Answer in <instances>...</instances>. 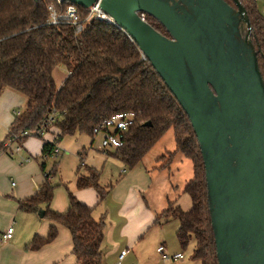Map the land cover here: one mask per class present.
Returning a JSON list of instances; mask_svg holds the SVG:
<instances>
[{
  "label": "trees",
  "instance_id": "1",
  "mask_svg": "<svg viewBox=\"0 0 264 264\" xmlns=\"http://www.w3.org/2000/svg\"><path fill=\"white\" fill-rule=\"evenodd\" d=\"M225 1L235 6L233 0ZM239 1L248 15L264 82V15L256 0ZM50 4L57 12L74 5L80 18L88 13L83 6L64 0H0V94L11 89L24 98V108L15 114L0 142V152H8L4 146L7 140L22 147L21 143L29 136L42 139L38 159L43 182L33 195L16 201L25 212L36 213L42 208V218L49 220L50 225L45 236H33L28 248L38 250L51 242L57 235V224H61L70 232L74 264H103L105 220L103 215L96 220L93 213L105 200L112 184L103 187L99 173L93 169L86 175L78 174L76 186L93 187L97 204L88 206L67 191L68 208L58 212L49 207L55 188L51 176L56 166L45 172L46 162L63 136L87 134L93 138L94 128L107 117L132 111L133 124L123 138V145L112 155L132 168L166 130L173 129L176 151L186 155L193 166L192 177L183 187L191 203L184 210L169 201L160 216L178 220L175 237L181 248L193 238L192 258L200 264H218L203 160L189 118L180 104L150 62L142 57L136 43L116 24L93 19L76 34L70 24L48 23ZM145 19L167 35L154 18L145 14ZM58 65L66 67L68 74L56 87L52 71ZM52 110L55 118L46 126ZM148 121L150 125H145ZM51 128L58 133L53 140H45L43 135ZM36 130L39 132L34 133Z\"/></svg>",
  "mask_w": 264,
  "mask_h": 264
},
{
  "label": "water",
  "instance_id": "2",
  "mask_svg": "<svg viewBox=\"0 0 264 264\" xmlns=\"http://www.w3.org/2000/svg\"><path fill=\"white\" fill-rule=\"evenodd\" d=\"M64 1L85 9L97 4L109 15L189 118L205 170L218 264H264V82L241 2Z\"/></svg>",
  "mask_w": 264,
  "mask_h": 264
},
{
  "label": "crops",
  "instance_id": "3",
  "mask_svg": "<svg viewBox=\"0 0 264 264\" xmlns=\"http://www.w3.org/2000/svg\"><path fill=\"white\" fill-rule=\"evenodd\" d=\"M23 104V96L11 89H5L0 94V142L4 140L16 111L18 112ZM57 133L56 129L51 128L43 138L51 141ZM93 142L94 138L87 134L66 135L58 142L60 152L57 156L64 151L79 157L75 171L76 178L78 174H88L89 169L95 170L100 177V173L108 164L107 157L114 156L112 152L115 149L103 150ZM21 145L20 151L13 155L6 151L0 152V264H74L75 256L71 251L70 232L61 224H57V235L51 242L38 250L28 248L34 235L47 234L50 221H42L39 211L25 212L18 207L16 199L33 195L44 179L38 159L42 139L29 136ZM135 166L126 172L105 200L96 206L98 208L110 200L115 203L113 208H109L110 210L107 208L106 213L102 209L104 213L99 216L105 214L108 219V225L104 226L103 231V264H113L123 250H127L128 253L121 264H134L133 258L137 257H133L132 254H135V250L138 251L145 240L150 238L153 232L151 230L161 225L160 214L169 201L163 198L161 192L159 199L150 205L145 197V190H148L150 180L145 178L142 168ZM82 169L85 172H81ZM74 184L75 189L71 192L76 199L88 206L97 204L98 197L93 187L78 188L76 179ZM67 191L69 190L66 186L65 190L54 189L49 207L58 212L65 211L68 208ZM8 227L13 228L12 236L9 240L2 241L1 234ZM176 229L175 227V231ZM160 245L164 246L165 252L169 255L182 252L175 235L173 238L169 237L167 241H159L155 252L161 253L157 250ZM156 262L161 261L157 259ZM161 263L194 264L187 261L185 256L182 259L169 258Z\"/></svg>",
  "mask_w": 264,
  "mask_h": 264
},
{
  "label": "rangeland",
  "instance_id": "4",
  "mask_svg": "<svg viewBox=\"0 0 264 264\" xmlns=\"http://www.w3.org/2000/svg\"><path fill=\"white\" fill-rule=\"evenodd\" d=\"M256 5L259 11L264 15V0H256ZM164 28V27H163ZM165 29V28H164ZM167 33V31L165 30ZM68 71L63 65H58L53 68L52 75L56 84L59 87ZM24 108V104L20 110ZM94 145H99V135H93ZM63 151V150H62ZM61 151V152H62ZM172 152V154H171ZM108 164L104 170L100 173L99 183L103 187H107L112 184L109 193L115 188V186L122 180L126 172L132 168H128L125 164L119 160L116 156L107 157ZM79 157L73 153L62 152L61 155L54 157L52 155L47 159L45 172H49L52 166L55 164L56 170L51 176V181L55 184L56 189H66L73 191L75 189V171L76 165L79 163ZM135 167L143 169V175L146 179L150 180L148 190H145L146 200L150 205L159 199L162 192L163 198H167L169 201H173L176 205H179L182 209L187 210L190 207V197L183 192V187L189 181L193 174V166L191 160L181 152L176 151L174 132L172 128H169L164 134L154 143V145L144 154L143 158L137 163ZM81 172H85L82 169ZM163 192H165L163 194ZM108 193V194H109ZM168 201V202H169ZM114 202L110 200L107 204L101 205L94 210L93 216L97 220L102 212L105 213L109 208L114 207ZM168 203H166L167 206ZM106 207V208H105ZM104 216L105 225H108V219ZM42 221H47L46 218H42ZM168 221V222H166ZM15 224V223H14ZM160 224L154 229L150 238L145 240V243L140 248L135 250V254H132L135 259L134 264H163L161 253L155 252L156 245L161 240H166L175 235V227L178 226V220L174 217L162 216ZM194 245L193 238L189 241L188 245L182 249V254L187 261H191L194 264H200L199 260L192 258V249ZM137 259V260H136ZM159 259L161 262H156Z\"/></svg>",
  "mask_w": 264,
  "mask_h": 264
},
{
  "label": "built area",
  "instance_id": "5",
  "mask_svg": "<svg viewBox=\"0 0 264 264\" xmlns=\"http://www.w3.org/2000/svg\"><path fill=\"white\" fill-rule=\"evenodd\" d=\"M62 0H57V2H61ZM88 13L85 17L80 18V14L77 8L74 5H67L62 12H57L55 7L50 4L48 5L49 11V20L50 24H58L65 23L70 24L74 27V30L77 33H80L85 24L89 23L91 20L96 19L102 22L114 23L113 19L104 13L97 4L87 9ZM142 18H145V13H139ZM143 58H145L142 55ZM16 113H18L16 111ZM15 113V114H16ZM55 111L48 115L47 120L45 121V125L49 126L50 123L54 120ZM135 114L132 111H122L115 113L109 117H107L99 126L95 127L93 130V135H99L100 142L99 147L103 150L106 149H116L123 145V138L125 137L129 127L133 124ZM36 130L34 133H38ZM27 132L24 131L23 135H26ZM4 146L7 148V151L10 155H13L20 151L21 146L12 145L9 140L4 142ZM59 146L55 145L53 149V155L56 157L59 154ZM12 227H8L5 232L1 234V240L7 241L12 236ZM157 250L161 252V257L163 260H167L169 258L182 259L184 255L181 252H177L173 255H169L165 252L164 246L160 245ZM128 253L127 250H123L119 253L117 260L113 264H121L122 259Z\"/></svg>",
  "mask_w": 264,
  "mask_h": 264
}]
</instances>
